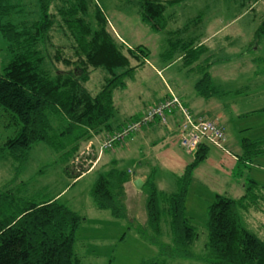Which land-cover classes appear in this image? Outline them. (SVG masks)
<instances>
[{
    "label": "rangeland",
    "instance_id": "1",
    "mask_svg": "<svg viewBox=\"0 0 264 264\" xmlns=\"http://www.w3.org/2000/svg\"><path fill=\"white\" fill-rule=\"evenodd\" d=\"M11 1L17 7L11 15L13 23L31 25L39 21L37 0ZM71 1L76 0H54L49 8L53 25L45 43L40 45L45 56V68L52 74L75 71L74 66H67L62 62L63 57L71 59L74 53V37L60 15V10L67 9ZM90 1L86 18L92 25L95 23L94 9L97 4L105 13L109 21L108 29L118 42L130 48L144 46L150 52L146 64L138 67L124 80L125 87L114 91L116 112L111 123L118 126L136 112L142 101L149 103L159 99L167 91L166 83L175 84L198 95L195 86L201 74L198 69H192L196 67H190L184 60H180L184 53L178 42L186 43L197 36L199 38L208 21L210 23L220 13L225 24L233 18L237 19L232 29L240 30L244 35L257 32L264 23V0H185L167 9L168 27L163 32L155 33L143 23L138 0ZM213 26L212 28H218V23H213ZM184 27H188V30L179 33ZM250 41L253 42L250 48L253 50L258 44L259 50L249 52L248 56L244 55L249 50V41L246 43V38L238 37L235 39L234 49L240 54L239 64H233L232 71H222L219 75L228 80L222 86L231 92L213 98L215 105L212 114H225L223 122L230 123L226 126L227 141L230 144L220 149L206 143L209 147L208 156L193 172L186 214L196 228L197 238L194 245L186 250L188 257L185 256L186 253L181 256L167 254L174 250L175 244L166 221L162 222L158 233L149 225L146 188L133 189L131 194L124 197L126 216L117 220L118 222L112 220L99 223L98 218L103 217L100 213L104 212L97 210L92 195L100 176L110 170L115 168L137 172L138 169H147L146 167L157 170L159 191L176 193L178 186L170 178L176 172L172 165L177 162V158L185 156L191 159L187 164H192L197 152L189 153L179 142L176 144L179 150H175L173 155L165 143L144 148L139 135L135 134L134 141L129 138L114 149L106 151L101 149L105 141H100L101 137L96 141H89L92 148L88 154V141L82 142L79 151L70 161L46 145L38 144L21 162H17L8 153L4 155L0 160V191L15 192L16 197L36 203L56 199L85 217L86 222L77 232L75 246L82 264H142L152 260L166 261L167 264H212L206 248L208 207L218 195L233 200L240 199L246 194L250 182L254 181L260 188L255 189L252 194L259 197V202L248 210L239 209V215L246 228L264 241V146L261 148V155L252 152L245 157L244 152L239 151L246 140H264V37L258 40L255 35ZM213 42L223 43V39L216 38ZM234 49L228 46L222 52H226L225 55L233 54ZM8 53L6 44L0 40V69L9 61ZM249 57L259 59L255 68L246 67V59ZM131 63L132 66L138 65L134 60ZM163 68L166 69L162 71V78L156 71ZM90 74L85 87L96 94L104 84L105 72L92 70ZM201 99L205 101L204 98ZM16 134L17 127L13 124L12 117L0 108V149ZM126 144L128 146H124ZM98 158L97 166L93 168ZM188 165H185L184 171ZM83 171L86 172L77 178Z\"/></svg>",
    "mask_w": 264,
    "mask_h": 264
},
{
    "label": "trees",
    "instance_id": "2",
    "mask_svg": "<svg viewBox=\"0 0 264 264\" xmlns=\"http://www.w3.org/2000/svg\"><path fill=\"white\" fill-rule=\"evenodd\" d=\"M53 1L37 0L40 19L26 25L10 20L17 10L13 1L0 0V40L6 44L10 56L0 69V108L12 117L17 127L16 136L0 149V160L8 153L21 162L35 145L44 144L70 161L82 142L104 130L112 132L111 120L116 112L114 91L124 88V80L144 66L150 56L144 46L130 48L118 42L97 4L92 25L86 18L91 1L76 0L71 1L67 9L60 10L75 41L73 57H63L62 62L74 66L75 71L52 74L45 68L40 43H45L53 25L49 13ZM184 1L138 0L143 23L155 33L165 31L167 9ZM263 36L264 23L256 38L261 40ZM178 44L182 45L188 66L199 62L201 47L195 48L194 42ZM131 60L138 65L132 66ZM209 67V64L199 65L201 78L195 86L204 99H211L215 93ZM92 70H103L106 76L96 94L85 87ZM263 146L264 140L243 143L247 156L252 152L261 155ZM208 153V146L198 148L194 162L178 180L176 193L160 192L153 174L146 180L148 222L156 233L160 232L163 221L169 224L175 244L174 250L167 252L170 256H181L196 241V228L186 214V203L193 172ZM85 172H80L77 178ZM129 179L127 171L115 168L101 175L92 191L97 209L110 211L114 218L123 219L126 216L124 186ZM258 188L259 184L251 181L240 199L218 195L208 207L206 248L212 264H264V241L246 228L239 215V209L257 206L259 197L252 193ZM85 220L57 200L36 203L16 197L15 192L0 191V264H82L75 246L77 232ZM142 264L167 263L152 260Z\"/></svg>",
    "mask_w": 264,
    "mask_h": 264
},
{
    "label": "crops",
    "instance_id": "3",
    "mask_svg": "<svg viewBox=\"0 0 264 264\" xmlns=\"http://www.w3.org/2000/svg\"><path fill=\"white\" fill-rule=\"evenodd\" d=\"M253 6H255V5H253ZM235 21H237V19L233 18V19H231L230 22L225 24V22L223 20L222 13H220V15L218 14L217 17L215 19L211 20L210 23L208 21V23L204 26V30H203L202 34L199 36V38L197 36L198 39L193 38L192 40L189 41V42H194V39H196L195 45H194L195 48L201 47V49H203L199 62L192 65V67H196V68H192V69H198L199 65H203V64L204 65H207V64L210 65L209 73H210V76L212 78L214 91H215V93L213 94L211 99H205V101H204L203 99H201L202 98L201 96L196 95L195 93H191V92H188L186 90H183L175 84L166 83L167 91L165 93H163L159 99L156 98L153 102H149V103H147V101H142L138 105L136 112H134L133 114H130L128 119H126V121L123 124L118 126V124L113 125L111 123L112 130H113L112 132H110V131L108 132V130H104V132H102L101 134L93 136L89 141H94V140L96 141V140L100 139L101 137H102V139L100 141H103L110 134L123 129L131 121L138 120L141 116H143L145 114V112L149 108H151L154 105H157L158 103L162 102L163 100H165L166 98H168L171 95L177 96L182 101L184 106L190 111V113L194 117H196V118L205 117L209 120L215 121L224 128L225 133H226V126L227 125L229 126L230 123L225 124L223 122L224 119H226L225 114L222 112L212 114L213 108L215 105L212 101L213 98L216 95H220V94L226 95V93L231 92V91L224 89L222 86L223 82H227L228 80L226 78H221L219 75L222 71H229V70L232 71V65L233 64H235V66H236V64H239L238 59L240 57L239 56L240 54L236 53V51L234 49L235 48L234 46L236 45L235 39H237L238 37L239 38H246V43H247V41H249L248 42L249 50L246 54L243 53L244 55L248 56L249 52L259 50L258 46L255 47L253 50L250 48L252 43H253L252 41H250V39L254 38V36L256 35L257 32H255V33L250 32L247 35H244V33H242L240 30L232 29L235 25L234 24ZM216 22L218 23V26H217L218 28H216V29L212 28V27H214L213 23H216ZM187 30H188V28L184 27L183 30H179L178 32L180 33L181 31H187ZM172 34H174V32L170 33V35H172ZM220 37L223 39V43L222 42H220V43L219 42L218 43L213 42L216 38H220ZM212 42H213V44H212ZM228 46H229V48L234 49V53L225 55L226 52H222V50L224 49L223 51H226V49H228ZM184 58H185V54L180 57V60L183 61ZM258 61H259L258 58L256 59L255 57H253V58L249 57L248 59H246V63H245L246 67H248V69H252L253 67L255 68V66L258 64ZM168 66H170V65H168ZM166 68H168V67H166ZM166 68H163L161 70L156 69L157 70L156 73L163 78L162 71ZM114 105L116 107L115 100H114ZM215 108H217V106H215ZM182 123H183V117L179 112L176 111L169 117L168 125H162L158 122H155V123L143 128V130L141 132H139L137 135H139L138 138L141 141V144H143L144 148L145 147H153V146H157L161 143H165V144H167V147L171 150L172 154L175 155V150H179L176 144H178V142H179V145L181 146V144H180L181 141H180V137H179V128H180V125ZM130 140L134 141V138L131 137ZM89 141H88V145L92 144ZM229 144L230 143L227 141L226 147L229 146ZM124 146H128V145L126 144ZM239 151H240V153L244 152L245 157L247 156L246 151L243 147V144L240 146ZM176 160H177V162L172 165V166H175L176 172H173L171 174L173 176H170V178L171 179L173 178L174 182L178 186V180L180 179V177L184 173L183 169H184L185 165H188L187 163H189L191 159L187 158L185 156V157H179ZM98 161H99V158L96 160L95 164L93 165V168L97 166ZM140 166L144 167V166H142V164H140ZM146 168L147 169H143V170L138 169L137 172H132L131 170H127L130 179H129L128 183H126L124 186L125 196L127 194H131L133 192L132 190L137 188L135 186L136 181H141L143 183V186H142V188H143L145 186L147 178L151 174H153V176H154L156 186H158V187L160 186V184L158 182L159 176H158L157 170L150 169L149 167H146ZM91 170H89V171H91ZM171 179H170V184H171ZM160 192L166 193L164 191H160ZM167 194H171V193H167ZM54 200H56V199H54ZM97 210L100 212H104V213L99 212L100 214H102L100 216H103V217L98 218V221H100L99 223H101V222L104 223L106 221L110 222L112 220H115L112 222H118L117 220H119V219L114 218L110 211H103V210H99V209H97ZM85 222H86V220H85ZM76 239H77V237H76Z\"/></svg>",
    "mask_w": 264,
    "mask_h": 264
},
{
    "label": "built area",
    "instance_id": "4",
    "mask_svg": "<svg viewBox=\"0 0 264 264\" xmlns=\"http://www.w3.org/2000/svg\"><path fill=\"white\" fill-rule=\"evenodd\" d=\"M176 111L183 117V123L179 128L181 146L189 153H194L206 143L220 149L226 147L227 136L220 124L205 117H194L177 96L171 95L149 108L138 120L131 121L123 129L110 134L102 143L101 149L112 150L116 145L124 143L155 122L168 125L169 117ZM91 148L89 144L87 154Z\"/></svg>",
    "mask_w": 264,
    "mask_h": 264
},
{
    "label": "water",
    "instance_id": "5",
    "mask_svg": "<svg viewBox=\"0 0 264 264\" xmlns=\"http://www.w3.org/2000/svg\"><path fill=\"white\" fill-rule=\"evenodd\" d=\"M135 186H136L137 188H141V187L143 186V183H142L141 181H136V182H135Z\"/></svg>",
    "mask_w": 264,
    "mask_h": 264
}]
</instances>
